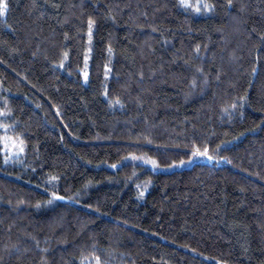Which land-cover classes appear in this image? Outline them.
I'll list each match as a JSON object with an SVG mask.
<instances>
[{
    "label": "trees",
    "instance_id": "1",
    "mask_svg": "<svg viewBox=\"0 0 264 264\" xmlns=\"http://www.w3.org/2000/svg\"><path fill=\"white\" fill-rule=\"evenodd\" d=\"M199 2L0 0V264H264V0Z\"/></svg>",
    "mask_w": 264,
    "mask_h": 264
},
{
    "label": "snow or ice",
    "instance_id": "2",
    "mask_svg": "<svg viewBox=\"0 0 264 264\" xmlns=\"http://www.w3.org/2000/svg\"><path fill=\"white\" fill-rule=\"evenodd\" d=\"M179 4L181 7L188 9V8H193V10L199 14L201 13V11L203 10L204 12H211L213 10V5L209 4V3H203L201 4L198 0L197 4L195 6H193L190 2V0H179ZM6 7V5L4 4H0V15L3 14V10ZM229 7H231V0H229ZM94 24V21L89 19L88 21V35H89V41H91V36H92V26ZM153 31H155V29H153ZM109 51H111V49H109ZM197 53L199 52V47H197L196 49ZM65 56H67V53H65ZM87 59V58H86ZM61 67H63V64L60 65ZM197 71H202L201 69H197ZM87 72L84 73L85 79L87 78ZM204 83L207 84V79L204 80ZM196 81L195 79L193 80V87H195ZM116 103H119V101H116ZM231 108L235 109L236 108V104H232ZM225 112L228 111L227 108L224 109ZM6 113H0V115H5ZM5 149L8 151H11V149H9L8 147V142H11V146L12 149H15L14 154L16 156H19L21 153H23L25 151V145H24V140L23 139H17V140H11V138L9 137H5ZM192 155L194 157H198V156H206L209 160L213 159L212 156L208 155V149L207 147L204 148L203 151H200L198 148L195 149L192 152ZM11 159V156L6 155L4 158V163L7 164L9 162V160ZM153 164H155L154 161H152ZM183 163V162H181ZM113 167H115V165H113ZM52 180H55L56 177H52ZM143 192L140 193L141 196H143ZM52 199H50L48 201L49 204H51L53 202V200H62L63 197L62 196H58L55 192H53L52 194ZM37 207H39V205H37ZM98 261V258H97Z\"/></svg>",
    "mask_w": 264,
    "mask_h": 264
},
{
    "label": "rangeland",
    "instance_id": "3",
    "mask_svg": "<svg viewBox=\"0 0 264 264\" xmlns=\"http://www.w3.org/2000/svg\"><path fill=\"white\" fill-rule=\"evenodd\" d=\"M197 14V13H196ZM206 15V14H208V12H201V13H199L198 15ZM11 140H16V139H14V138H11ZM8 147H9V149H11V151H8V150H6L5 149V142H4V147H3V151H2V153L4 154V157L6 156V155H8V156H11V159L9 160V162L8 163H10V162H13L14 160H16L18 157H20V155L19 156H16L15 154H14V152H15V149H12V146H11V142L9 141L8 142Z\"/></svg>",
    "mask_w": 264,
    "mask_h": 264
}]
</instances>
